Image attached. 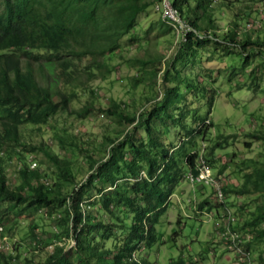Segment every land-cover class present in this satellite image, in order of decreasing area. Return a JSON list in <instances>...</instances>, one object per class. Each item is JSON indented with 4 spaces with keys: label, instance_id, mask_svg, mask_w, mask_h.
<instances>
[{
    "label": "trees",
    "instance_id": "trees-1",
    "mask_svg": "<svg viewBox=\"0 0 264 264\" xmlns=\"http://www.w3.org/2000/svg\"><path fill=\"white\" fill-rule=\"evenodd\" d=\"M169 1L179 22L161 15L162 0H0V222L5 226L4 219L9 215L31 212L42 213L53 222L50 231L36 230L34 222H30L32 239L23 242L31 245L28 250H32V255L15 253L13 246L0 248V264H155L140 252L164 242L155 225L170 204L176 186L185 179L187 171L194 172L200 155L214 170L215 150L229 144V134L219 132L208 137L212 125L208 117L191 114L192 108L185 106L187 102L180 104L185 94H191L194 101L203 97L209 111L214 95L208 93L217 91L211 86L213 78L201 80L199 74H182V56H190L187 59L195 64L201 58L199 49L219 45L236 54L239 64L230 63L231 71H244L253 60L264 65V26L262 30L248 29L256 21L250 17L244 29L240 28L241 21L249 17L246 10H250V5L232 10L228 28L221 30L214 9L231 8V0ZM154 6L160 15L155 35L179 31L177 49L173 57L164 59L160 82L155 79L160 67L154 66L149 76L162 95L153 99L148 109L142 105L144 111L138 113L139 107L128 112L124 104L112 100L106 108H98L116 119L119 134L106 135V154L93 159L89 149L77 146L50 123L60 113L81 117L94 110L89 101L78 110L71 107V101L78 99L79 91L86 87L72 76L76 67L71 69L66 58L87 59L83 70L90 80L95 78L92 68H100L111 53L119 52V40L134 31L138 15ZM153 59L136 62L145 66L159 61ZM250 69L248 86L257 87V76ZM205 75L211 76V72L208 70ZM130 79L132 87L144 81L139 75ZM60 81L63 86H58ZM183 84L185 94L181 91ZM173 96L178 100L176 106ZM23 125L52 128V138L62 150L76 147L86 157V176L76 182L71 170L72 153L66 157L55 152L43 133L39 142L21 138ZM170 126L177 129L179 143L170 140ZM245 137L250 139L243 143L245 148H250L252 141L264 144V128L247 131ZM1 152L13 153L9 159L14 157L18 163L16 179L9 180ZM31 153L43 155L40 163L52 168V182H41L40 178H49L47 173L29 167L27 156ZM241 163L243 167L238 169L243 170L242 181L236 185L224 181L222 201L215 200L209 189L211 197L198 199L197 207L201 213L207 210L206 216L210 217L213 208L229 205V194L256 195L254 211L245 224L253 241L262 243L256 264H264V152L259 159ZM191 185L194 189L197 185L207 189L202 184ZM87 206L95 211L89 212ZM215 223L221 237L230 239L237 233L236 239L241 238L236 218L228 228L223 218ZM16 227L17 222L5 230L12 236ZM44 233H50V237L40 240ZM243 241L239 242L241 249L249 252L246 249L250 241ZM45 248L49 251L42 259L32 260L35 253L46 251ZM195 249L210 254V247ZM192 251L187 248L189 261L179 255L170 259L171 263L203 264Z\"/></svg>",
    "mask_w": 264,
    "mask_h": 264
},
{
    "label": "rangeland",
    "instance_id": "rangeland-1",
    "mask_svg": "<svg viewBox=\"0 0 264 264\" xmlns=\"http://www.w3.org/2000/svg\"><path fill=\"white\" fill-rule=\"evenodd\" d=\"M263 3L264 0H231V8L216 7L214 9V16L221 30H225L228 28L227 23L232 16V10L243 9L245 8L244 4H248L250 5V10H246V14H249V17L241 21L240 28L242 26L244 29L247 19L253 17L256 21L248 29L261 28L259 30H262L264 26ZM156 8V6L150 7L138 15L134 31L129 35L123 36L118 42V48L121 50L119 52L115 50L111 53V58L107 59L106 63L100 68H92L95 78L90 80L87 72L83 70V67L87 64V59L66 58L70 63L71 69L76 67L72 76L76 80H81L82 84L86 87L84 91H79L80 97L78 99L71 101V107L78 110L89 101L94 110L81 117L60 113L50 123L60 133L64 134L67 139H72L77 146L89 149L93 159H100L106 154L104 149L106 135L117 136L119 134V126L116 119L101 113V111H98V108H106L112 100L120 102L121 105L124 104L123 107L128 112H135L136 107H139L138 113L143 108L144 110L148 109L151 102H153L152 100L158 99L162 95L161 89L157 87V84L153 85L149 76H151L150 73L154 66L160 67L161 70L157 74V78H155L156 83L160 82L162 69H164V59H168L170 56L173 57L177 49L179 42L177 35L179 31L173 29L170 33L159 36L155 35L158 26L157 20L160 16ZM162 14H164V9ZM147 28L148 32H144ZM198 56L201 57L200 61L192 64L190 59H187L191 57L183 55L181 60L185 63L180 65L182 66L181 72L190 76L199 74L201 80L214 79L211 82V86L217 91L216 93L215 91L214 93H208L214 95L213 105L208 111L207 106H204L205 99L203 97L198 101L191 100L193 96L185 94L184 84L181 85V91L185 94V97L180 104L187 102L190 105L186 104L185 106L189 109L192 108L190 109L191 114H204V116L208 117L212 122L207 132L208 137H213L219 132L230 135L228 139L229 144L222 149L215 150L216 164L214 163V170L215 174H220L227 179L230 185H236L242 181L243 170L238 169V166L243 167L241 160L259 159L264 152V144L261 141H252L250 148H245L243 145L245 141H250L249 138L245 137V132L250 130L258 131L264 128V65H257L258 61L253 60L249 65L246 64L247 66L244 71L238 69L231 71L229 67L230 63H234L235 66L239 64V61L235 58L236 54L229 53L227 49L224 50L219 45L215 47L208 45L204 49H199ZM152 58H154L153 60L159 59V61H155L153 64L147 63L145 66H141L140 62H136L137 60ZM250 68L254 70L257 76L255 79L259 83L257 87L248 86L249 81L247 76L251 70ZM208 70L211 72V76L206 77L205 72ZM136 74L142 76L144 81L136 87H132L130 77L137 76ZM236 83L242 87L239 88L240 86H237ZM173 84L170 83L169 85ZM58 86H63V82L60 81ZM89 89H92V92ZM191 93L194 95V92ZM148 99L150 100L147 101ZM171 99L174 106L178 105L176 97L173 96ZM142 105H144L143 108L141 107ZM176 130L175 127L170 126L169 138L173 142L179 143ZM41 133H43L45 141H48L55 152L66 157H69L72 153L70 158L72 160L71 170L77 177L76 182L86 176L88 163L85 155L80 153L76 147L72 149L67 146V149L62 150L52 138V128L46 126L29 127L27 125H23L20 128L21 138L33 142L40 141L39 135ZM1 154L4 158V166L7 168L9 180H12L13 177L16 179L18 163L14 157L13 159H9V156L13 155V153L7 154L5 152L3 154L1 152ZM32 155L37 161L36 167L46 172L47 177L52 180V168L48 166V163H40L44 159L43 155L41 153H33ZM222 164H225L224 167H221ZM200 186H195L199 193L196 194V199L193 198L191 192L192 185L187 180L184 179L176 186L174 193L170 196V204L155 225L157 231H161L160 234L164 242L160 245L156 244L152 248H146L143 252H140L141 255L155 264H172L170 259H176L179 255H184L183 257L189 261L187 259L188 248L193 249L191 254L196 255L199 258V262L201 260L203 264H239L236 262L237 255L226 247H223V237L219 235L218 226L215 225L216 220H221L224 216H215V219L207 217L206 213L202 214L197 207L198 199L201 198L200 195L202 199H208L211 195L208 186H206L207 189ZM239 197L237 200L235 199V195L229 194V205L222 210L224 212L223 215L227 210H231L240 227H237L236 230L241 235H244L247 233L246 224L251 218L250 213L254 211L257 196L244 195ZM242 198H245L243 206L246 213L236 208L240 204L239 200ZM88 210L89 212L95 211V208L90 207ZM201 215L204 216V221L197 220L200 219ZM195 216L197 219L194 218ZM177 220L179 221L177 222ZM4 222L5 227L17 222L14 233L12 236L10 235L20 240L19 245L16 246L14 251L15 253L26 254L28 256L32 255V250H28L31 245L25 243L32 239V235L29 234V223L34 222L36 230L39 231L41 229L50 231L53 226L50 218H46L45 215L38 212L21 213L17 216L11 214L8 218L4 219ZM174 232H178V234L175 235ZM7 233L9 232L7 231ZM47 237H50V233L42 234L40 240H45ZM213 244H216L215 247H218L217 249H222L219 250L217 262L214 261L213 255H209L204 249H202L203 251L194 250V248L199 246L202 248L209 246L210 250H213ZM221 245L223 248H219ZM261 248L262 243L250 241L246 250L250 253L252 264L257 263ZM45 250H39L38 253H35L32 260L37 261L42 259L45 253L49 251L46 248Z\"/></svg>",
    "mask_w": 264,
    "mask_h": 264
},
{
    "label": "built area",
    "instance_id": "built-area-1",
    "mask_svg": "<svg viewBox=\"0 0 264 264\" xmlns=\"http://www.w3.org/2000/svg\"><path fill=\"white\" fill-rule=\"evenodd\" d=\"M162 11L164 9L163 16H167L173 21L179 22L178 16L175 14L174 8L171 6L169 0H162ZM167 13V14H166ZM179 27H182V24L179 25ZM34 163H31V166ZM185 180H187L190 184L198 183L202 184L204 186H208L213 192H214V198L215 200L222 201L223 200V192L221 191V186L224 181L228 182L227 179H225L220 174H215L212 172L210 164L203 158L202 155L198 157V162L196 163L194 167V172L192 170H189L185 173L184 176ZM224 224L226 225V228H228L229 223H233L235 220L232 212L230 210H227L223 217ZM219 227V226H218ZM2 230V226H0V232ZM221 232V231H219ZM225 232H223V235ZM238 234H233L230 239L223 238L225 241L228 240L227 246L234 250L236 253H239L238 261L240 264H250V258L247 252L243 251L241 249V246L239 245V242H242L243 240H247L250 236H241L240 239H236ZM9 242L7 241L6 237L3 236L0 241V248L7 249L9 247Z\"/></svg>",
    "mask_w": 264,
    "mask_h": 264
},
{
    "label": "clouds",
    "instance_id": "clouds-1",
    "mask_svg": "<svg viewBox=\"0 0 264 264\" xmlns=\"http://www.w3.org/2000/svg\"><path fill=\"white\" fill-rule=\"evenodd\" d=\"M33 153H31L30 155H29V157H28V164H29V167L30 168H35L36 166H37V161H36V159H34L33 158V155H32ZM34 163L32 166H31V163ZM211 166V165H210ZM211 169H212V167H211ZM212 172L213 173H215V171L212 169ZM40 181L41 182H44V183H50V182H52V180H50L49 178L47 179V180H44L43 179V177L42 178H40ZM215 199V198H214ZM80 205H81V203H80ZM88 208H89V206H87ZM231 211V210H230ZM223 210H222V214H221V217H223L224 215H223ZM214 216V213H212L211 215H210V217H213ZM217 219V218H216ZM222 219V218H221ZM215 224H217V223H215ZM0 226H2V230H1V232L0 233H3L2 234V237L3 236H5L6 237V239H7V241L9 242V245L10 246H13V247H16L17 245H19V239L18 238H15V237H11L8 233H7V231L5 230V226H4V224L3 223H1L0 222ZM218 228L219 227H217V230H218ZM240 234V233H239ZM241 235V234H240ZM246 235H249L250 237L247 239V240H245V241H243V243L244 242H246V241H251V240H253V236H252V234H250L248 231H247V233L246 234H244V235H241V236H246ZM223 246L224 247H226L227 249H229V250H231L232 252H234L236 255H237V259H236V262H238L239 263V261H238V254L234 251V250H232L231 248H229L228 246H227V243H226V241L223 239ZM240 245V244H239ZM245 252H247V251H245ZM213 253H214V251L213 250H210V254L209 255H213ZM248 253V255H249V258H250V253L249 252H247ZM240 264V263H239Z\"/></svg>",
    "mask_w": 264,
    "mask_h": 264
},
{
    "label": "crops",
    "instance_id": "crops-1",
    "mask_svg": "<svg viewBox=\"0 0 264 264\" xmlns=\"http://www.w3.org/2000/svg\"><path fill=\"white\" fill-rule=\"evenodd\" d=\"M191 192H192L193 198L196 199L195 197H196V194L198 193V192H197V189H194V187H192V191H191ZM199 192H200V191H199ZM198 194H199V193H198ZM235 196H236V195H235ZM200 197L202 198L201 195H200ZM201 198H200V199H201ZM238 198H240V197H239V196H236L235 199L238 200ZM242 200H243V201H242ZM246 201H248V200H246ZM244 202H245V198L240 199V200H239V203H240V204H238L236 208H239V209L242 210V212H245V213H246V211H245V209H244V206H242V205L244 204ZM217 210H218V211H217ZM247 210H248V209H247ZM203 213H206V212L203 211ZM203 213H202V214H203ZM213 213H214V216H213L214 219H215V216H216V217H221L222 209H216V208H213ZM250 214H251V213H250ZM195 218H196V217H195ZM199 218H200V219H197V218H196V219H197V220H202V221H204V216H203V215H201V217H199ZM212 237H213V236H212ZM209 239H210V238H209ZM209 239H208V240H209ZM215 243H216V241H215ZM215 245H216V244H213V245H212V247H214V249H213V251H214V253H213V259H214V261L217 262V261H218L217 257H218V254H219V250H222V249H217L218 247H215ZM208 247H209V246H208ZM208 247H207V248H208ZM223 247H224V246H223ZM223 247H222V245H221L219 248H223Z\"/></svg>",
    "mask_w": 264,
    "mask_h": 264
}]
</instances>
